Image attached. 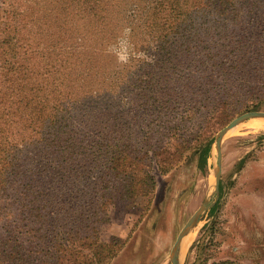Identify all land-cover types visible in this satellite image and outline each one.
<instances>
[{
	"label": "trees",
	"instance_id": "obj_1",
	"mask_svg": "<svg viewBox=\"0 0 264 264\" xmlns=\"http://www.w3.org/2000/svg\"><path fill=\"white\" fill-rule=\"evenodd\" d=\"M261 105L264 0H0V264H109L115 197L150 205L152 161L208 169L216 132Z\"/></svg>",
	"mask_w": 264,
	"mask_h": 264
},
{
	"label": "rangeland",
	"instance_id": "obj_2",
	"mask_svg": "<svg viewBox=\"0 0 264 264\" xmlns=\"http://www.w3.org/2000/svg\"><path fill=\"white\" fill-rule=\"evenodd\" d=\"M115 49L107 65L118 75L117 70L126 63L118 62L116 56L121 42ZM148 50L142 55L151 59ZM137 62H129L131 72L136 70ZM57 68L62 66L58 64ZM255 110H264V105ZM245 111L248 110L235 116ZM258 120L264 123L261 116L248 118L225 135L219 199L187 231L178 254L180 264H214L224 260L264 264V126L254 127ZM104 133L108 137L105 141L114 138L113 131ZM216 166L215 142L205 170L198 165L194 150L186 151L182 160L167 172L152 161L149 169L155 177L156 192L151 204L149 196L141 194L116 196L106 209L108 219L101 223L100 238L106 242L115 237L122 239L109 264H172L170 252L180 230L201 204L215 194ZM101 167L98 164L94 169L97 178L103 175ZM87 199L86 195L82 197V201Z\"/></svg>",
	"mask_w": 264,
	"mask_h": 264
},
{
	"label": "water",
	"instance_id": "obj_3",
	"mask_svg": "<svg viewBox=\"0 0 264 264\" xmlns=\"http://www.w3.org/2000/svg\"><path fill=\"white\" fill-rule=\"evenodd\" d=\"M257 116L264 117V110L245 111L235 116L216 134L214 140L217 151V166L215 167V194L210 200H206L204 203L201 204V206L193 213V215L187 220L183 228L180 230L170 252L172 264H180L178 254L187 231L192 228L197 222H199L201 218L205 215V213L212 206H214L219 199L222 178V148L225 135L231 128H233L239 122Z\"/></svg>",
	"mask_w": 264,
	"mask_h": 264
},
{
	"label": "clouds",
	"instance_id": "obj_4",
	"mask_svg": "<svg viewBox=\"0 0 264 264\" xmlns=\"http://www.w3.org/2000/svg\"><path fill=\"white\" fill-rule=\"evenodd\" d=\"M130 32L131 30L126 28L124 30V35L125 37L127 38L129 35H130ZM121 49L119 52L116 53V56H117V60L118 62L124 64V63H127L129 61V51H128V40L125 39V40H121Z\"/></svg>",
	"mask_w": 264,
	"mask_h": 264
},
{
	"label": "bare ground",
	"instance_id": "obj_5",
	"mask_svg": "<svg viewBox=\"0 0 264 264\" xmlns=\"http://www.w3.org/2000/svg\"><path fill=\"white\" fill-rule=\"evenodd\" d=\"M261 126H264V123L262 122V121H256L255 123H254V127H261Z\"/></svg>",
	"mask_w": 264,
	"mask_h": 264
}]
</instances>
